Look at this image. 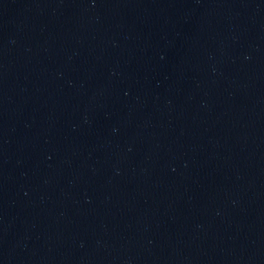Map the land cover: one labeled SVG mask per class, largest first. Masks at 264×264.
<instances>
[{"label": "water", "instance_id": "95a60500", "mask_svg": "<svg viewBox=\"0 0 264 264\" xmlns=\"http://www.w3.org/2000/svg\"><path fill=\"white\" fill-rule=\"evenodd\" d=\"M0 264H264V0H0Z\"/></svg>", "mask_w": 264, "mask_h": 264}]
</instances>
